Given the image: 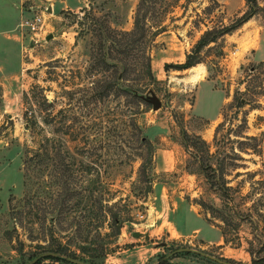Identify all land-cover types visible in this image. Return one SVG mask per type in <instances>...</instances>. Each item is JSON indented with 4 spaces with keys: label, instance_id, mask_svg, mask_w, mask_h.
Wrapping results in <instances>:
<instances>
[{
    "label": "rangeland",
    "instance_id": "rangeland-1",
    "mask_svg": "<svg viewBox=\"0 0 264 264\" xmlns=\"http://www.w3.org/2000/svg\"><path fill=\"white\" fill-rule=\"evenodd\" d=\"M256 3L247 22L197 49L206 30L230 25L243 13L244 0H0V264H25L44 249L73 250L81 242L69 222L82 219L84 237L94 216L86 208L59 223L53 209L63 165L89 155L75 134L96 130L98 120L123 146L126 121L143 109L135 96L151 102L135 118L153 144V162L143 168L133 150L111 149V161L124 164L99 180L128 195L130 214L120 212L128 220L111 251L77 252L78 259L219 264L178 248L235 264H250L251 251L264 256V0ZM37 12L44 14L45 37H53L31 45L19 23ZM187 54L197 63L178 68ZM121 76L104 97L93 96ZM204 79L220 93L198 91L196 110L209 118L218 113L213 120L193 111ZM44 95L53 101L50 113L61 110L51 123ZM53 136L63 142L56 168L46 165L42 151ZM168 155L174 167L161 171L156 160ZM96 179L76 174L69 187L78 191ZM216 229L224 234L219 244L211 241ZM90 230L88 241L104 239L107 231L101 227L98 237ZM59 256L40 264H73Z\"/></svg>",
    "mask_w": 264,
    "mask_h": 264
},
{
    "label": "trees",
    "instance_id": "trees-1",
    "mask_svg": "<svg viewBox=\"0 0 264 264\" xmlns=\"http://www.w3.org/2000/svg\"><path fill=\"white\" fill-rule=\"evenodd\" d=\"M244 1L246 9L239 17H237L230 25L223 26L221 28H218L217 30H206L198 39L196 48L199 49L200 46L207 45L210 42L215 41L218 36L224 35L232 30L237 29L239 26L253 17L257 13V0ZM196 63V59L193 58L191 54H187L185 62L179 64V66L177 67L180 69H187L194 66ZM149 78H151V72L149 73ZM119 80H122V76L116 78L113 83L106 85L102 92H98V94H95L93 96L95 97L98 95L99 97H104L107 91L113 87L112 85L117 84V81ZM24 98L26 102L29 103L28 100L30 99L28 98L27 93H24ZM133 100H137L143 109L141 108L142 110L134 112V115L130 116L129 120L126 121V132L128 136L124 138L123 146L118 144L117 141L113 138V134H111L110 129L102 130V128L105 126L102 125L101 120H98L94 124V127H97L95 128L96 130H93L94 128L89 127V131L85 129L82 130V132H78L77 134H75V138L79 139V141L81 142L80 147L82 148V153H87L89 155L81 154V159L79 160H76L75 157H71L70 161L67 162L66 165H63L65 163L62 162V175L64 178H60V180L62 181L63 185L60 187L61 191L57 194L58 196H61V198L58 200V203L55 205V207H53V209L55 208L57 212L56 219L59 221V223L63 222V220H67L71 216V212L76 213L86 208L94 216L93 221L91 220L92 218H90V222L88 223L89 228L84 237L82 235V232H84L86 228L84 227L82 219L72 220L71 222H69V224L77 225V231L74 238H79L81 242L77 243L75 245V249L73 250H71L69 246L64 245H59L57 246V248L53 249H44L43 251L56 253L57 255H46L33 264H40L41 261L46 258L59 260L60 254L65 255L66 257L78 259L79 256L77 255V252L81 254L88 253L89 255H91L90 253L105 254L108 253V251H111V245L114 243L113 239L120 234L123 223L128 220L120 212H122L123 214L127 213L129 215L131 209L128 204V195H126L125 197H122V195H118V190L111 188L112 184L105 182L104 180H99V176L107 174L106 170L108 168H112L115 166L119 167L124 164L122 160H119L118 162L113 160L114 164L111 163L113 162L109 157L111 154V149L116 146L117 149L122 151L124 150V147L133 150V153L136 156L140 157V167L142 166L143 168L145 166L150 167L153 162V144L150 139L143 135L142 127L138 124L135 118V115L147 112L151 108V102L139 96H135ZM88 102L91 103L90 101ZM43 103L45 104V106L50 107L48 110V115L51 116L49 117V121L51 123V119H55L58 112H61V110H57L54 114L50 113L53 112L52 108L54 104L53 101H48L45 95L43 96ZM23 115H26V113L24 112ZM59 138V136H53L52 138L46 137L45 143H43L42 145V151L45 152L48 159V163L46 165H53L55 168L59 166V161L61 159L58 143L61 142L62 139L60 138L59 141ZM61 144H63V142H61ZM64 144H66L65 141ZM145 153H147V156H144ZM73 167H77V171L76 169L72 170ZM145 170L146 169H144V171ZM81 173H85L89 176H98V179L93 181L90 186H85L80 190L75 191V189L69 187V179H72V181H74V179L76 178V174ZM150 189H152V185L150 186ZM85 190L87 191V193H85ZM73 198L74 202L70 206L69 202ZM31 200L32 199L27 200L28 205L32 203ZM117 207H120L118 209V212H114L113 209ZM29 215L30 217L34 216L33 213H30ZM101 227L107 230L104 233L105 238L100 240H98V238H95L88 241L86 236L87 233H90V228L94 229L97 232V236L100 237L99 229ZM223 236L224 234L222 232V237ZM263 250L264 246H261L259 251ZM252 254L253 252L251 251L250 264H264V256L254 257L252 256ZM225 260L229 261L227 259ZM229 262L235 264L234 261Z\"/></svg>",
    "mask_w": 264,
    "mask_h": 264
},
{
    "label": "crops",
    "instance_id": "crops-1",
    "mask_svg": "<svg viewBox=\"0 0 264 264\" xmlns=\"http://www.w3.org/2000/svg\"><path fill=\"white\" fill-rule=\"evenodd\" d=\"M205 91L207 92L210 97H212V95L215 97V95H217V93H220L218 90H216L214 87H213V84L210 80H201L199 81L198 85H197V89H196V97H195V103L193 105V111L199 115H201L202 117H205L207 119H215L217 117V114L216 113L215 115L212 116V118H209L211 115H209L207 113L206 110L202 111V112H199L196 110V105H197V97H198V91ZM209 97V98H210ZM221 104H222V101H221ZM221 106V105H220ZM216 108H219L218 105L216 106ZM217 110V112H218ZM170 156L168 155V157L166 158V160L161 156V157H158L157 160H156V164L157 166L159 167V169L161 171H166V170H171L173 167H174V162L171 158H169ZM205 222V221H204ZM206 223V222H205ZM207 224V223H206ZM208 225V224H207ZM209 226V225H208ZM213 228V227H211ZM215 229V228H213ZM217 230V229H216ZM218 231V230H217ZM213 241L214 243L216 244H219L223 241V237H222V234L218 231L217 235L211 240ZM224 242V241H223ZM178 264H184V263H178Z\"/></svg>",
    "mask_w": 264,
    "mask_h": 264
},
{
    "label": "built area",
    "instance_id": "built-area-1",
    "mask_svg": "<svg viewBox=\"0 0 264 264\" xmlns=\"http://www.w3.org/2000/svg\"><path fill=\"white\" fill-rule=\"evenodd\" d=\"M19 27L22 33L23 31L26 32L28 44L38 43L47 33L45 31V18L43 13L37 12L28 17H24L20 21Z\"/></svg>",
    "mask_w": 264,
    "mask_h": 264
},
{
    "label": "water",
    "instance_id": "water-1",
    "mask_svg": "<svg viewBox=\"0 0 264 264\" xmlns=\"http://www.w3.org/2000/svg\"><path fill=\"white\" fill-rule=\"evenodd\" d=\"M53 37V34H48L45 39L49 40L50 38ZM31 45H33L31 43ZM175 252H191V253H195V254H199L201 256H204L214 262H217L219 264H232L231 262L229 261H226L225 259H222V258H219V257H216V256H213V255H210V254H207V253H204L202 251H199V250H196V249H193V248H178L175 250ZM57 255L56 253H50V252H43L41 254H38L37 256H35L32 260H30L29 262L25 263V264H33L35 263L37 260H39L40 258L46 256V255ZM69 262L73 263V264H87L86 262L80 260V259H77V258H71V257H67L66 258Z\"/></svg>",
    "mask_w": 264,
    "mask_h": 264
}]
</instances>
